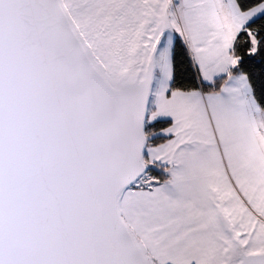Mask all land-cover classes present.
I'll return each instance as SVG.
<instances>
[{
  "label": "snow or ice",
  "instance_id": "6c2138e0",
  "mask_svg": "<svg viewBox=\"0 0 264 264\" xmlns=\"http://www.w3.org/2000/svg\"><path fill=\"white\" fill-rule=\"evenodd\" d=\"M0 264H264V0H0Z\"/></svg>",
  "mask_w": 264,
  "mask_h": 264
}]
</instances>
